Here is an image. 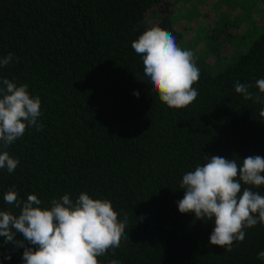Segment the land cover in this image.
I'll return each mask as SVG.
<instances>
[{
	"label": "trees",
	"instance_id": "trees-1",
	"mask_svg": "<svg viewBox=\"0 0 264 264\" xmlns=\"http://www.w3.org/2000/svg\"><path fill=\"white\" fill-rule=\"evenodd\" d=\"M215 1L219 7L220 0ZM173 4L0 0V58L14 54L0 67V82L7 78L28 85L30 96L40 98L37 122L42 125L40 131L27 127L7 148L0 141V152L19 160L12 173L0 169V211L19 214L3 199L13 188L21 200L36 195L42 208L65 194L75 202L83 192L110 201L119 219L127 216L129 239L98 257L99 264H264L258 258L264 251V224L246 228L244 240L234 242L229 252L209 244L211 221L177 208L183 175L208 157L235 158L238 165L248 156L264 157V118L259 116L264 103L246 100L234 87L239 82L253 85V94L259 91L255 82L264 79V26L247 47L231 45L230 57L244 50L223 69L199 68L194 102L168 108L136 78L143 75V63L131 43L152 27L171 33L177 43L180 34L169 16ZM219 11L213 17L218 21L224 15ZM210 23L222 30L231 24ZM218 32L206 37L221 38L224 33ZM252 190L264 195V186ZM15 239L23 237L17 233ZM25 246L34 247L26 241ZM23 251L0 237V264H23Z\"/></svg>",
	"mask_w": 264,
	"mask_h": 264
},
{
	"label": "clouds",
	"instance_id": "clouds-1",
	"mask_svg": "<svg viewBox=\"0 0 264 264\" xmlns=\"http://www.w3.org/2000/svg\"><path fill=\"white\" fill-rule=\"evenodd\" d=\"M131 47L143 63V75L137 74L136 78L146 82L163 104L181 109L195 101L198 91L193 85L200 70L193 52L179 47L171 33L152 27L132 41ZM13 59L12 53L0 58V67ZM0 83V141L7 148L24 135L27 127L41 130L42 125L37 122L41 102L39 97L30 96L27 84L17 86L7 78ZM234 87L246 100L264 103V79L256 80V94L249 91L253 85L236 82ZM259 116L264 118V109ZM18 164L19 160L7 151L0 152V169L12 173ZM262 173L264 157L259 155L244 158L240 165L235 158L208 157L203 166L183 175L179 187L184 195L177 202L178 211L211 221L214 227L209 244L230 252L234 242L244 240L246 228L264 224V195L252 190L264 186ZM3 199L20 212L14 215L0 211V237L5 243L24 248L23 264H99L98 257L110 249L114 253L122 238L129 239L125 236L127 216L119 219L106 199H93L82 192L73 202L65 194L59 200H51L50 208H42L36 195L29 194L21 200L14 188ZM17 233L23 240L15 239ZM25 241L34 247L25 246ZM258 258L264 260V251L258 253ZM111 264L119 261L112 260Z\"/></svg>",
	"mask_w": 264,
	"mask_h": 264
},
{
	"label": "rangeland",
	"instance_id": "rangeland-1",
	"mask_svg": "<svg viewBox=\"0 0 264 264\" xmlns=\"http://www.w3.org/2000/svg\"><path fill=\"white\" fill-rule=\"evenodd\" d=\"M173 3L170 8L169 16L172 26L180 34L177 45L185 50H191L194 54L196 66L206 68L211 72H216L226 67L231 61L230 55L234 53L232 47L249 45L257 33L264 26V0H220V13L223 16L217 19L219 13L218 4L214 5L215 0H168ZM236 5H244L248 11L239 13L242 8H236ZM225 6L228 8L226 11ZM213 9V11H212ZM237 10V11H236ZM156 19L161 17V13L155 12ZM228 24L224 29L211 24L210 21ZM224 33L221 38H207L206 36L217 32ZM232 45V47H231Z\"/></svg>",
	"mask_w": 264,
	"mask_h": 264
}]
</instances>
